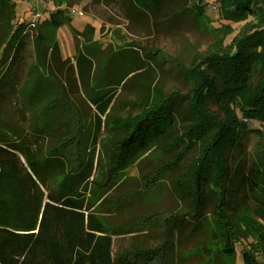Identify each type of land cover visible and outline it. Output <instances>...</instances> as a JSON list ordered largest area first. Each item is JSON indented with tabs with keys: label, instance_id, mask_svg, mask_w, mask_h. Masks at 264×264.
Instances as JSON below:
<instances>
[{
	"label": "trees",
	"instance_id": "1",
	"mask_svg": "<svg viewBox=\"0 0 264 264\" xmlns=\"http://www.w3.org/2000/svg\"><path fill=\"white\" fill-rule=\"evenodd\" d=\"M205 1L197 0L198 6ZM216 1L225 19L246 20V29L228 47L180 67L189 85L185 93H166L157 81L155 71L165 58L135 55L129 72L110 79L111 86L140 88L127 102L139 114L121 117L111 113L117 87L93 88L94 57L84 50L74 59L63 56L54 35L72 21L70 15L57 9L35 25L16 23L14 0H0V264H182L178 235L188 223L205 228L200 246L216 244V256L241 253L242 264H264V151L249 149L251 137H264V0ZM125 5L129 18L153 27L175 9L190 7L187 0ZM81 93L96 119L86 156L73 100ZM184 98L190 121L181 124ZM103 124L111 149L107 165L99 166L95 147ZM156 145L174 150L176 163L191 145L197 147L196 158L174 182L179 193L191 196L189 218L166 213L154 221L159 243L138 242L115 253V229L92 211L89 186L111 188L126 165ZM148 219L129 230H147Z\"/></svg>",
	"mask_w": 264,
	"mask_h": 264
},
{
	"label": "rangeland",
	"instance_id": "2",
	"mask_svg": "<svg viewBox=\"0 0 264 264\" xmlns=\"http://www.w3.org/2000/svg\"><path fill=\"white\" fill-rule=\"evenodd\" d=\"M187 1L189 8L175 9L168 19L153 27L150 21L138 17L129 18L125 0H14L16 23L31 21L39 11L43 12V17L37 23L46 19L50 11L57 9L71 16L72 21L57 29L54 35L59 41L63 56L74 59L79 50H84L94 57L97 68L93 76V88L105 91L117 87L111 113L121 117L139 114V110L128 107L127 102L135 98L140 88L138 85H128L125 89L121 85L111 86L110 79L115 73L119 77L124 71L125 74L129 72L135 55L147 53L151 59L160 56L161 59L165 58L159 65L160 69L155 71L157 81L166 93L174 88L185 93L189 85L185 82L180 67H186L193 59L214 50L228 47L232 39L246 29V20L236 22L225 19L216 0H206L202 7L198 6L197 0ZM97 9L120 23L113 24L108 18H101ZM73 100L79 108L81 123L85 129L82 135V156H86L93 148L95 108L84 93L74 96ZM188 105V98H184L180 109L181 124L190 121ZM103 119L105 121V116ZM19 126L24 131L28 130L24 119H20ZM110 138L109 128L107 124H103L95 147L99 166L107 165V155L111 149ZM249 149L263 153L264 137H251ZM185 152L176 163L173 162L176 154L174 150H164L156 145L141 153L133 163L126 165L111 188L103 189L98 184L89 186L88 201L92 211L104 225L115 229V253L138 242L159 243V225L154 221H159L166 213H183L186 220L189 218L187 213L192 208L191 196L186 192L179 193L174 182L196 158L197 147L191 145ZM145 216L153 222H148L147 230H129L135 221ZM201 229L203 233L206 232L201 225L196 231L188 223L178 235L182 264L243 263L241 253L231 259L216 256V244L201 247Z\"/></svg>",
	"mask_w": 264,
	"mask_h": 264
},
{
	"label": "built area",
	"instance_id": "3",
	"mask_svg": "<svg viewBox=\"0 0 264 264\" xmlns=\"http://www.w3.org/2000/svg\"><path fill=\"white\" fill-rule=\"evenodd\" d=\"M43 17V12H37L35 15H34V17H33V19H32V25H35V23L37 22V21H39L41 18Z\"/></svg>",
	"mask_w": 264,
	"mask_h": 264
}]
</instances>
